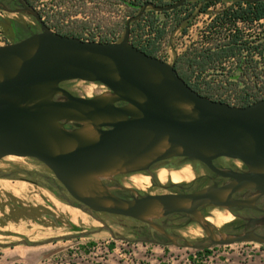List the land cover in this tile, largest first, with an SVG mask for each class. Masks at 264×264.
Here are the masks:
<instances>
[{"label":"water","instance_id":"1","mask_svg":"<svg viewBox=\"0 0 264 264\" xmlns=\"http://www.w3.org/2000/svg\"><path fill=\"white\" fill-rule=\"evenodd\" d=\"M188 1L142 2L126 19L118 42L55 32L21 2L14 11L31 15L40 30L0 46V159L15 156L43 163L70 196L92 212L149 224L151 218L185 213L197 218L210 240L208 247L264 245V235L253 230L215 233L198 215L201 206H245L230 197L240 189L264 195V98L237 106L203 96L173 64L130 41L131 24L148 7L166 12ZM69 80L99 83L106 91L74 95L61 86ZM70 124L76 127L68 128ZM173 157L200 161L230 181L191 193L124 199L100 180L146 170ZM218 157L238 159L248 171H220L212 165Z\"/></svg>","mask_w":264,"mask_h":264},{"label":"rangeland","instance_id":"2","mask_svg":"<svg viewBox=\"0 0 264 264\" xmlns=\"http://www.w3.org/2000/svg\"><path fill=\"white\" fill-rule=\"evenodd\" d=\"M144 1L146 0H141L140 5ZM151 1L157 3L158 0ZM162 1V5H168L176 0ZM190 1L195 2L196 0ZM57 2H59V5L53 7V10H58L57 12L64 14L62 23L65 30L80 35L79 38L81 39L88 36H115L119 41L121 40L124 29L121 28L120 22L128 17L130 12L124 4H114L113 9H109L110 0H85V6L80 5L78 0H72L71 2L57 0ZM34 3L41 11L42 8L49 11L54 4L53 0H36ZM231 3V0H221L207 9H203L199 3H190L181 5L178 7L181 9L177 12L167 15L157 13L148 7L143 13V20L139 26L135 27V32L138 35L142 34L143 29L147 28L146 24H152L156 27L165 26L167 32L159 43L157 57L173 64V61L192 44L199 46L200 42H203V32L214 22L215 15ZM2 16L3 31L10 40L14 39L13 31L17 24H27L37 31L40 30L38 22L27 13L2 12ZM176 18H182L178 27L174 26ZM170 28L172 31H170ZM182 29H185V31L183 32ZM61 86L74 95L84 97H91L106 91V87L99 83L91 84V82L82 80H69L63 82ZM88 86L93 88L89 94L91 96L82 92V89ZM119 174L126 173L114 175ZM47 175L54 176L50 169L33 158L6 156L0 159V177H7L11 180L29 179L41 184L42 179ZM114 175L100 180L109 187L108 182ZM239 214L246 215L245 212ZM33 215L37 214L33 212ZM95 217L94 221L85 223V228L88 231L97 228L100 222L104 225H110L114 234L118 237L113 239L105 231L101 234L89 236L85 235L86 233L77 234L72 239L56 242L48 257L36 264H264V245L255 242L216 246L211 252L205 254L151 253L150 249L153 247L151 245L122 241V236L129 235L136 228V225H131L135 223L130 219L103 213L96 214ZM62 221L64 222V220ZM91 224H94L95 227ZM30 226L35 230V236H41L40 238H42V227L36 224ZM67 232H69V228L62 225L49 234H64ZM219 233L230 234V232L225 231ZM4 239L6 237L0 236V240ZM19 255V252L15 250L3 251L0 249V264H21V259L16 257Z\"/></svg>","mask_w":264,"mask_h":264},{"label":"trees","instance_id":"3","mask_svg":"<svg viewBox=\"0 0 264 264\" xmlns=\"http://www.w3.org/2000/svg\"><path fill=\"white\" fill-rule=\"evenodd\" d=\"M24 1L33 9L38 7L34 3L36 0ZM78 1L80 5L85 6V0ZM220 1L196 0L185 2L183 5L199 3L203 9H207ZM53 2L49 11L44 8L39 10L47 26L55 32L80 37L64 29V14L53 10V7L59 5L57 0ZM140 2L141 0H110L109 9H113L114 4H124L130 11L129 17L139 10ZM231 2L215 15L214 22L203 32V42H200L199 46L192 44L188 47L173 61V66L185 82L201 95L245 106L264 98V1ZM157 4L162 5L163 1L158 0ZM179 9L181 8L157 13L167 15ZM128 17L120 22L121 28L124 29ZM143 17L144 15L132 23L130 41L147 54L157 57L159 43L167 32L166 27L146 24L147 28L138 35L135 27L139 26ZM181 20L182 18H176L174 26L178 27Z\"/></svg>","mask_w":264,"mask_h":264},{"label":"flooded vegetation","instance_id":"4","mask_svg":"<svg viewBox=\"0 0 264 264\" xmlns=\"http://www.w3.org/2000/svg\"><path fill=\"white\" fill-rule=\"evenodd\" d=\"M21 2L29 6L24 0H0V8L8 13H20L14 10L20 7ZM2 7H6L8 10ZM14 29V39L10 40L8 37V43L23 39L31 32H37L35 28L27 24H17ZM67 127H76V125ZM212 165L220 171H233L236 173H245L248 171L247 166L242 161L228 157L215 158L212 161ZM186 167L189 168L191 174L189 179H183V181L180 180L177 182L172 180V171L184 170ZM161 170L166 171V180L163 182L158 178V173ZM133 176L148 177V181L143 184L142 188L136 187L131 183V178ZM50 177L54 180L65 201L88 212H92L72 198L55 176ZM228 181H230L229 178L218 175L200 161L190 160L185 157H173L153 163L146 170L114 175L112 179L109 180L108 185L113 194L124 199H133L146 195L191 193L209 186H222ZM230 197L234 200L244 202L245 206H234L229 209L201 206L198 207V215L206 218L212 216L215 211L230 213L232 218L229 222L220 227L211 225L215 233H219L220 231L236 233L244 230H253L258 234L264 235V195H260L255 189L244 188L233 192ZM240 212H245L246 215H240ZM99 213L103 212H92V215L95 216ZM119 217L130 219L135 223L131 225H136V228H134L129 235L121 237L122 241L141 245H151L153 246L150 249L151 253L205 254L216 248V246H207L210 240L205 231L198 224L197 218L192 215L171 213L164 217L151 218L150 221L152 224L127 216ZM105 229L110 230L107 226ZM72 230L75 236L81 233H86L85 235L88 236V230H84L81 226L72 227ZM115 237H118V235L114 234V238Z\"/></svg>","mask_w":264,"mask_h":264},{"label":"crops","instance_id":"5","mask_svg":"<svg viewBox=\"0 0 264 264\" xmlns=\"http://www.w3.org/2000/svg\"><path fill=\"white\" fill-rule=\"evenodd\" d=\"M33 212L37 215H33ZM95 218L92 212L65 201L48 175L41 184L29 179L0 177V236L6 237L0 240V249L18 251L20 255L16 257L21 259V264L43 261L56 242L76 237L72 227L81 226L87 230L85 223ZM32 224L42 227V238L35 236V230L30 226ZM62 225L68 227L69 232L49 234ZM106 226L110 230L105 229ZM104 231L114 239L112 227L100 222L87 234H101Z\"/></svg>","mask_w":264,"mask_h":264},{"label":"bare ground","instance_id":"6","mask_svg":"<svg viewBox=\"0 0 264 264\" xmlns=\"http://www.w3.org/2000/svg\"><path fill=\"white\" fill-rule=\"evenodd\" d=\"M92 84V82H91ZM93 86V85H92ZM93 88H91V86H88V87H84L82 89V92L86 95H89L91 92H92ZM91 96V95H89ZM166 177V171L164 170H161L159 171L158 173V178L161 182H163ZM171 177H172V180L174 181H180L183 179L184 180H187L191 177V174L189 172V168L186 167L184 170H180V171H172L171 172ZM148 181V177H140V176H133L131 178V183L136 186V187H141L143 186V184L145 182ZM127 186V185H126ZM232 216L230 215V213L228 212H219V211H215L214 214L212 216H209V217H206L205 220L210 224V225H213L215 227H220L222 226L223 224L229 222L231 220Z\"/></svg>","mask_w":264,"mask_h":264},{"label":"built area","instance_id":"7","mask_svg":"<svg viewBox=\"0 0 264 264\" xmlns=\"http://www.w3.org/2000/svg\"><path fill=\"white\" fill-rule=\"evenodd\" d=\"M34 10H36L39 13L40 9H39V7H36V8H34ZM2 12H5V11L0 9V46L8 44V38H7L6 34L3 31L2 23H1V18L3 17L2 16ZM40 16L44 20V17H42V15H40ZM83 40L98 41V42H118L119 41L118 38L115 37V36H106V37H102V36L101 37H99V36L89 37L88 36V37H85V39H83Z\"/></svg>","mask_w":264,"mask_h":264}]
</instances>
